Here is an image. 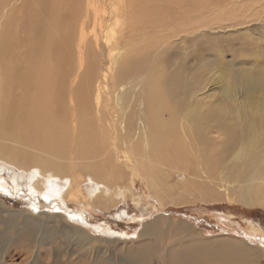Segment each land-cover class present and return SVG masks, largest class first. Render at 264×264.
<instances>
[{
    "label": "bare ground",
    "instance_id": "obj_1",
    "mask_svg": "<svg viewBox=\"0 0 264 264\" xmlns=\"http://www.w3.org/2000/svg\"><path fill=\"white\" fill-rule=\"evenodd\" d=\"M8 1L0 0V12ZM186 1L21 0L11 10L0 29V171L7 162L32 172L8 174L13 185L20 179L35 181L32 190H44L48 201L66 198L108 210L118 192L115 198L106 199L111 188L105 189V184L115 185L125 177L134 184L139 178L159 198L163 189L158 178L180 164L186 170L194 167L198 173L203 171V186L208 192L215 190L207 181L220 176L225 191L238 182L244 205L264 207V135L257 148L239 144L230 150L237 139L232 133L229 141L224 139L208 150L207 157L204 144L208 134L199 133L203 123H180L187 117L183 102L197 87V76L194 72L185 75L182 61L175 71H167L170 58L164 53L165 44L156 41V34L167 25L171 27L167 19L172 21V17L167 15L172 8L190 2ZM18 11L22 13L23 39L12 19ZM92 15V26L100 31L104 45L99 54L85 52V28L90 26ZM19 38L28 50L21 51ZM96 45L101 50L99 42ZM240 77L234 73L231 86L225 83L227 98L232 97V84L235 81L237 85ZM239 86L246 94L257 91L256 115L264 122V76L248 74ZM253 109L254 103L249 102L250 112L245 116L254 117ZM224 111L223 104L217 103L209 114L218 116ZM88 176L98 186L85 191L83 182ZM188 181L197 184L193 178ZM125 191L120 186L119 197H124ZM0 207L5 212H23L26 220L40 224L32 213L12 210L2 202ZM123 216L125 211L118 212L117 217ZM47 217V226L57 222V215ZM159 218L143 226L142 236L151 238L154 232L166 231L155 229ZM33 229L24 223L15 240L27 243ZM180 232L185 238L178 243L189 237L184 228ZM149 246L138 245L141 256ZM186 262L195 264L194 258ZM198 264H212V260L206 258Z\"/></svg>",
    "mask_w": 264,
    "mask_h": 264
},
{
    "label": "rangeland",
    "instance_id": "obj_2",
    "mask_svg": "<svg viewBox=\"0 0 264 264\" xmlns=\"http://www.w3.org/2000/svg\"><path fill=\"white\" fill-rule=\"evenodd\" d=\"M187 1L183 7L172 8V13L167 15L172 17V21L167 19L171 27L167 25V29L156 34V41L165 44L164 53L170 58L167 71H175L182 61L184 74L194 72L197 76V87L183 102L187 117L180 123H203L200 128L204 131L199 133L208 134L204 144L207 157L208 150L224 139L229 141L233 134L237 139L230 150L239 144L257 148L264 135V122L256 115L259 98L257 91L246 94L239 85L248 74L264 76V0ZM20 2L10 0L1 10L0 29L5 17ZM93 16L90 26L85 28L86 54L90 50L99 54L104 46L100 31H94L92 26ZM12 19L17 35L23 39L21 11L13 14ZM197 23L198 28H194ZM183 26L188 28L182 30ZM96 40L101 50H97ZM20 42L21 51L28 50L29 46ZM237 72L241 77L237 85L233 82L232 97L227 98L225 83L231 86L230 79ZM218 79L223 81L218 83ZM249 102L254 103V117L245 116L250 112ZM217 103L223 104L225 111L213 116L209 110ZM193 128L196 135L197 126ZM5 165L3 172L0 171L3 184L0 202L12 210L32 213L40 224L26 220L23 212H5L0 207V264H189L186 260L193 258L195 264L205 263L206 258L212 264H264V207L244 205L238 182L225 191L219 176V180L207 181L215 190L211 193L203 186L206 178L203 171L200 174L194 167L186 170L174 164L157 180L160 190L163 189L159 198L139 178L134 184L127 177L119 181L122 184H105V189L111 188L105 194L106 199L115 198L118 192V198L105 210L66 198L62 202L59 197L48 201L44 190H32L35 181L20 179L18 185H13L8 177L19 171H22L19 176L30 175V169L18 170L7 162ZM57 181L64 183V180ZM97 186L90 176L83 182L85 191ZM120 186L126 189L124 197H119ZM120 211H125L123 218L117 217ZM47 215H57V222L47 226ZM158 217L155 229L161 227L166 231L154 232L151 238L142 236L143 226ZM24 223L34 227L32 239L27 243L15 240ZM182 228L189 237L178 243V239L185 238L180 232ZM102 229L111 234H105ZM142 243L150 244L144 256L138 247Z\"/></svg>",
    "mask_w": 264,
    "mask_h": 264
}]
</instances>
